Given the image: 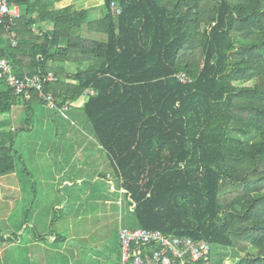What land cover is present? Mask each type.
Segmentation results:
<instances>
[{"label": "trees", "instance_id": "16d2710c", "mask_svg": "<svg viewBox=\"0 0 264 264\" xmlns=\"http://www.w3.org/2000/svg\"><path fill=\"white\" fill-rule=\"evenodd\" d=\"M15 1L22 14L0 26V55L20 77L54 73L44 84L58 110L95 92L81 110L114 167L127 222L264 264V0ZM95 7L104 18H92ZM20 103L30 116L46 104L0 80V130ZM16 136L0 132V178L21 160ZM20 231L0 230L11 264H45L37 242L67 237L34 228L25 248Z\"/></svg>", "mask_w": 264, "mask_h": 264}, {"label": "rangeland", "instance_id": "374dc122", "mask_svg": "<svg viewBox=\"0 0 264 264\" xmlns=\"http://www.w3.org/2000/svg\"><path fill=\"white\" fill-rule=\"evenodd\" d=\"M95 9L91 14L94 20L105 17L107 12L103 7ZM40 30L45 29L33 26L35 33L39 34ZM68 67L71 72L79 69L75 64ZM28 113L20 103L6 115L11 125L0 130L12 134L17 131L15 149L21 155V160L16 162V173L0 178V230L6 235L21 230V246L26 248L28 237L34 238V228L40 231L47 226L50 231L49 215L57 221L61 214L66 215L71 210L72 218L79 216L74 221L75 230L84 224L88 230L96 232L94 240L105 243L88 247V241H72L70 249L77 247L80 253L73 257L72 263L63 246L56 245L58 262L120 264V227L134 225L129 224L123 214L126 199L120 196L119 185L112 176L114 170L109 167L106 152L97 145L90 122L78 115L74 117L72 111L65 112L64 116L46 104L35 105L31 116ZM84 146L89 147L87 151H79ZM109 180L115 181L114 184ZM71 197L74 201L66 204V199ZM75 202H84L86 207L81 209ZM57 203L59 210L55 208ZM237 258L235 249L220 246L216 249L214 263L238 264ZM0 264H11L8 249H0Z\"/></svg>", "mask_w": 264, "mask_h": 264}, {"label": "built area", "instance_id": "2783aa9c", "mask_svg": "<svg viewBox=\"0 0 264 264\" xmlns=\"http://www.w3.org/2000/svg\"><path fill=\"white\" fill-rule=\"evenodd\" d=\"M114 15L121 14V9L112 3ZM21 7L15 0H0V26L10 28L16 19L21 17ZM13 33V37H15ZM13 45H17L13 41ZM0 80L11 88L17 96L38 94L48 107L58 110L52 94L45 92V81L56 82L54 73L46 78L26 74L18 76L10 61L0 55ZM181 83L190 82L186 74L179 76ZM95 92L88 90L87 93ZM68 108L59 109L65 116ZM120 264H215V248L206 240H195L190 237H179L162 231L147 230L140 227L122 226L119 231Z\"/></svg>", "mask_w": 264, "mask_h": 264}, {"label": "crops", "instance_id": "0c3cea01", "mask_svg": "<svg viewBox=\"0 0 264 264\" xmlns=\"http://www.w3.org/2000/svg\"><path fill=\"white\" fill-rule=\"evenodd\" d=\"M76 1H79V0H76ZM96 10V9H95ZM44 25V26H43ZM41 27H44V29H45V31H47V30H50V29H52V24L51 23H49V22H47V23H43L42 25H41ZM70 64H68L67 66H66V68L69 70L70 68L68 67ZM83 67V68H82ZM86 66L85 65H79V68L80 69H84ZM78 70V69H77ZM70 71V70H69ZM71 72V71H70ZM71 73H73V72H71ZM88 91V90H87ZM89 96H91V94L88 92H86V95L83 97V98H81L77 103H74L73 104V106L75 107V108H73V109H70V112L72 111V113H73V115H74V117L75 116H77L78 115V117H81V118H83L85 121H86V119L87 118H85L86 116H85V114L83 113V111L81 110L82 109V106L84 105V103L88 100V98H89ZM95 141H96V143H97V145H98V142H97V140H96V138H95ZM99 147H100V145H98ZM83 149L82 150H79V151H81V152H85V151H87V149L89 148V147H87V146H84V147H82ZM100 150H102V148L100 147ZM110 162V161H109ZM110 168H112L113 170H114V167L112 166V164L110 163V166H109ZM113 176V178L116 180V177H117V175H116V173H115V171H114V174L112 175ZM114 182L115 181H112V180H109V183H113L114 184ZM72 199V200H71ZM71 199H66L67 200V202H66V204H69V202L70 201H74V199L71 197ZM106 199V198H105ZM63 200V199H62ZM76 203V202H75ZM74 203V204H75ZM121 203V201L119 202V204ZM58 204L59 203H57L56 204V206H55V208L57 209V210H59L58 209ZM76 205L78 206V207H80L81 209L83 208H85L86 207V205H85V203L84 202H80V203H76ZM74 212V211H73ZM75 213V212H74ZM82 213V212H81ZM123 214H125V213H123ZM76 215V214H75ZM56 218H58V217H56ZM56 218H55V220H56ZM79 218V216L77 217V218H72L71 217V210L69 211V213L68 214H66V215H63V214H61V217L60 218H58V220L57 221H53L52 219V217L49 215V221L48 222H51V225H53V229H51V225H50V231H49V229H48V227L47 226H45L42 230H40V231H38L39 233H40V235H42V236H46V235H49L51 232H57V233H62V234H64L63 232L65 231V232H67V237H66V240H61L60 242L61 243H55V238H56V236H49V238H46V239H44V240H42V241H38L37 242V246L38 247H43V249H44V253H43V255L47 258V260L46 261H44V263L45 264H57V263H59L57 260H55L56 259V250L57 249H59L58 247H55L56 245H62L63 246V248H64V250H65V252H67L68 253V256H69V259H70V263H72L73 261V257H77L78 255L80 256V253H79V251H78V249H77V247H75L76 248V250H72V249H70V245H71V242L72 241H81V242H86V241H88V247H96L97 246V244H103L104 245V243L105 242H102L103 240H101V242H97L98 241V239H96V240H94L93 238H94V236H95V234H96V232L93 230V229H91V231L93 232V233H91V231L90 230H88L87 229V226L86 227H84V224H80V228H79V230L77 229V230H75L74 229V221L75 220H77ZM52 220V221H51ZM55 223V224H54ZM65 224H70V226H66ZM78 224H79V222H77L76 223V226H78ZM58 225V226H57ZM122 227V226H121ZM120 227V228H121ZM74 231H77V233L76 234H72ZM71 234L73 235V236H71ZM65 235V234H64ZM29 239H30V236H29ZM36 243V242H35ZM30 245V243L27 245V246H29ZM77 253H78V255H77ZM119 260H120V243H119ZM49 257H52V259L48 262V258ZM93 258H95V259H97V257L96 256H93ZM41 261V256L39 255V260H38V262H40ZM59 264H61V262L59 263Z\"/></svg>", "mask_w": 264, "mask_h": 264}]
</instances>
